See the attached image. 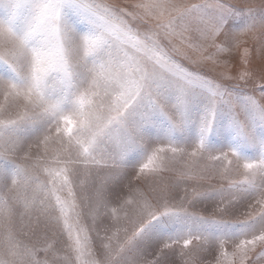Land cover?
<instances>
[{"label": "snow or ice", "instance_id": "obj_1", "mask_svg": "<svg viewBox=\"0 0 264 264\" xmlns=\"http://www.w3.org/2000/svg\"><path fill=\"white\" fill-rule=\"evenodd\" d=\"M131 9L0 0V264H176L181 241L205 255L218 244L221 256L233 242L239 264H264V0ZM248 33L262 58L255 66L240 39ZM173 40L225 66L240 52L243 67L190 70L170 53L199 61ZM250 79L260 83L249 89ZM137 164L143 185L133 187L124 181ZM163 170L175 173L170 181ZM245 204L244 219L229 218ZM117 208L128 211L114 247Z\"/></svg>", "mask_w": 264, "mask_h": 264}, {"label": "rangeland", "instance_id": "obj_2", "mask_svg": "<svg viewBox=\"0 0 264 264\" xmlns=\"http://www.w3.org/2000/svg\"><path fill=\"white\" fill-rule=\"evenodd\" d=\"M94 2L96 3H103V4H108V5H113L119 8H127L128 10H132L131 9V5H134L136 3L141 2V0H94ZM177 2L179 3H193V2H197V0H177ZM229 2L232 3H241V4H247L249 6H253V5H259L262 0H229ZM234 23H238V22H234ZM148 26L147 22H141L140 23V27L141 29L146 28ZM251 36L252 33H248L247 35H243L240 37L241 40H246L248 41V43L246 45H244L245 47H249L251 55H250V61L252 62V64L258 65L261 62V57L256 55L255 52V48L252 47V40H251ZM161 42L163 44L167 45V40H165L163 38V36H161ZM173 44H176L180 50L184 53L187 54L188 57L191 58V60L193 61H199L198 64H192L189 62V60L184 59L183 56L178 55L176 52H171L170 54L173 55L177 60H179L181 63L184 64L185 67H188L190 70H195L197 68H199V70L202 73H206L208 76H216L218 73L220 72H227L229 75H235L236 72L238 71L237 67L234 66L235 65H240V67L242 68L243 65L241 63V53L240 52H236L235 55V61L234 64L232 62H230L227 66H225L222 63L223 60V56H221L220 58L215 60V63L212 60H200L201 57V53L188 48L186 45H181L179 44L178 41L173 40L172 41ZM169 47H171L169 45ZM211 51V49L205 51L203 53L204 56H207L209 54V52ZM260 83V81L258 79L252 80L250 79L248 81V88L251 89L253 86V83ZM256 98L259 99V94L256 93ZM3 101V96L2 94H0V102ZM261 103H264V101H261ZM10 111H14V109H10ZM4 115H7V113H5ZM54 131V130H53ZM42 139V137H41ZM30 143H32L33 145L38 144V140H36L35 138H33ZM58 145L56 144L55 141H50L49 142V151L51 152V150L55 147H57ZM157 146L154 142L149 144V147H155ZM161 147H163V145H159ZM37 151V149L35 147H33V153H35ZM42 151V150H41ZM52 157L51 155L49 156V160L51 161ZM186 159V157L184 158ZM227 163V162H225ZM175 168L177 169H181L183 167V161H180L178 163H176L174 165ZM139 172V165H135L133 167H130L127 169V176L125 178L124 183L128 184L131 183V185L133 187L136 186H142L143 185V181L142 180H134L133 178L137 176ZM243 170L242 168L240 169V173H234L232 175V179H242V173ZM44 176V178L47 179H51L50 177L47 176L46 173L42 174ZM142 175H152V173L149 170H145V173H143ZM158 177L160 179H162L164 182H168L172 179V177L175 175L174 172H169L167 170H163L160 171L158 174ZM224 183H227V181H223ZM213 184H219L221 183L220 180H213L212 181ZM194 182H187L185 184H181L179 189H177L176 191V195H177V199H179L180 196L185 195L184 193V188L187 187L188 189H191L193 187ZM207 182H204L202 187H207ZM75 191V190H74ZM125 191L127 192V189H125ZM59 195H61L62 197H66L67 196V191L64 190L62 192L58 193ZM255 201H248V204H254ZM256 207H259V205H256ZM201 208H203V204L198 205L197 208L195 210L199 211ZM248 205L245 204V206L240 207L239 211L234 215L229 217L230 219H236V220H242L245 218V214L248 212ZM19 211H23L22 208H17V213ZM128 209L127 208H117V212H116V219H113L110 221V223L115 224V227L112 228V230L107 234L108 236H112L113 239L111 240L112 245L115 247L118 244H122L125 240V233L123 232V230L117 231L118 228L122 229L124 226H126V221L124 220V217L127 213ZM118 220V223H117ZM115 234V235H113ZM130 234V232H129ZM259 233H257L258 235ZM93 240H95V235L94 233L91 234ZM247 238H251V237H247ZM64 239L66 240V235L64 237ZM107 242V241H106ZM170 243V242H169ZM236 243H238V241H236ZM93 247H95V244L93 245ZM260 248V245L258 244L256 246L255 251H258ZM173 249L175 251V260H176V264H217V260H220V264H239V257L236 255H233V253L235 252V244L233 242H228L227 244L224 245V249L223 251L225 253H227L226 256H221L220 254V248L219 245H214L213 251L211 255H205L203 252H201L199 250L198 247V242L197 241H192V243L190 245H188L187 247H185L183 245V242L181 241L178 244H174L173 245ZM64 253L60 252L59 255L62 256ZM40 256L43 257L44 253H40ZM74 259V257H73ZM247 264V262H246Z\"/></svg>", "mask_w": 264, "mask_h": 264}]
</instances>
